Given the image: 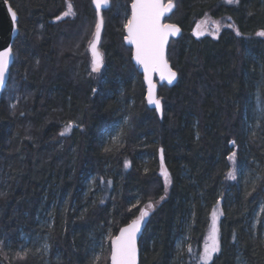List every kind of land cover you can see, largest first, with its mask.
<instances>
[{"label":"trees","instance_id":"1","mask_svg":"<svg viewBox=\"0 0 264 264\" xmlns=\"http://www.w3.org/2000/svg\"><path fill=\"white\" fill-rule=\"evenodd\" d=\"M66 1L74 14L62 17ZM131 1L101 10L94 74L91 0H8L18 32L0 95V264H109L110 237L149 201L139 264H197L216 205L209 264H264V0H172L164 21L181 32L166 57L177 82L157 85L160 116L123 41ZM205 18L226 23L195 37ZM116 123L121 146L105 152ZM37 236L46 250L29 245Z\"/></svg>","mask_w":264,"mask_h":264},{"label":"snow or ice","instance_id":"2","mask_svg":"<svg viewBox=\"0 0 264 264\" xmlns=\"http://www.w3.org/2000/svg\"><path fill=\"white\" fill-rule=\"evenodd\" d=\"M229 3L235 2V0H228ZM4 3H8V0H4ZM96 6L97 21L95 25V32L93 33V39L90 42L89 50L91 52V70L92 72H99L103 63V58L100 52L97 50V43L100 37L101 25L103 23L100 18V8L102 5L107 4V0H93ZM173 3L169 0L167 4H163L161 0H133L131 5V16L124 24V28L127 31L125 40L133 45L132 59L136 64L141 66L144 74V81L147 82V96L146 100L148 105H154L157 112L161 111V101L156 96V85L153 83L152 74L158 73L161 80H167L168 84H172L176 78L177 73L172 71L169 67L168 60L165 57V46L170 35L174 36L179 29L174 24L161 23V18L172 10ZM13 21L14 30L17 21V12L11 7H8ZM72 5L69 3L67 10L62 14L63 16L72 15ZM62 17L57 16L55 19L60 20ZM211 23L212 32L210 34L215 35L220 31L221 25L218 21H210L206 18L204 21L197 24L194 34L203 35L204 31H207V25ZM203 26V30L202 29ZM231 27V25H229ZM239 35V32H237ZM258 36H264V31L258 32ZM13 54L11 46L0 50V84L4 83L6 70L8 69L10 59ZM95 92L96 89H93ZM14 107V106H13ZM125 124L128 123V119L125 118ZM72 122L64 128L60 133L61 136L71 131ZM109 142H105L104 151H113L118 146H121L120 142L124 136L123 126L115 131L105 133ZM231 143H235L234 141ZM162 152V150H161ZM236 153L233 152L229 155L228 159L235 162ZM125 167H128V161H125ZM161 174L164 177L165 189L171 182L169 174L163 166V157L161 156ZM228 179H236V175L233 171H229ZM109 185L111 181L107 182ZM163 199V197H161ZM139 203V201H138ZM133 208L135 205L132 206ZM154 207V204L149 201L145 207L140 209V214L125 227L120 228L119 235L111 238V264H136L137 256V244L136 236L140 231L141 222L149 215V210ZM131 211V209H129ZM218 211L214 210L212 213V226L204 244L202 254L197 260V264H209L213 259V254L219 252V230L217 228ZM178 249L180 244L177 245ZM45 250L47 245H44ZM190 252L191 248L188 249ZM21 259L27 255V250L23 253L17 254Z\"/></svg>","mask_w":264,"mask_h":264},{"label":"water","instance_id":"3","mask_svg":"<svg viewBox=\"0 0 264 264\" xmlns=\"http://www.w3.org/2000/svg\"><path fill=\"white\" fill-rule=\"evenodd\" d=\"M132 2H133V0L131 1L130 5H129V10H130L129 17L131 16V11H132L131 5H132ZM161 2L163 4H167L169 1L164 2L163 0H161ZM172 3H173V1H172ZM92 5H93V7H94V9L96 11V6L93 3V0H92ZM108 5H109V0H107V4L106 5H102L101 6V8H100V18H102L101 17V10L107 8ZM9 6H10L9 2L6 4V3H4V0H0V50H3L4 48L9 47V46L12 47L13 40H14L15 36L17 35V32H18L17 25H16L15 30H14L12 17L10 15V13L8 12V7ZM173 8H174V3H173ZM173 8H172V10H173ZM171 11L168 12V13H165V15L161 18V23L174 24L179 29V31L176 33V35H174V36L170 35L168 37V41H167V44L165 46V57H166L167 47H168V43H169L170 39L171 38L178 37L179 34H180V32H181V30H180V28H179V26L177 24L170 23V22H165L164 21V18L167 17V16H169V14L171 13ZM96 15H97V12H96ZM97 19H98V17H97ZM101 28H102V25H101ZM195 29H196V23L194 24V26L192 28V33H193V35L195 37H198L199 35L194 34V30ZM94 32H95V30H94ZM100 32H101V30H100ZM124 32H125V35H124L123 41H124L125 45L131 47V61H132L133 65L137 68L138 72L142 75V80H143V83H144V86H145V99H146L148 86H147V82L144 81L143 69H142L141 66H139V65L136 64L135 60L132 59L133 45L130 44L128 41L125 40V36H127V31H126L125 28H124ZM99 39H100V37H99ZM97 45H98V43H97ZM166 59H167V57H166ZM12 61H13V54H12V57L10 59L8 69L6 70L4 83L3 84H0V95H1V92L4 89V87L6 86V83L8 81V78H9V70H10ZM168 64H169V67L171 68L169 62H168ZM172 71H174V70L172 69ZM152 80H153V83L156 85V90H157V85L158 84H166L167 86L173 85L176 82V80H177V75H176V78H175V80L173 81L172 84H168L167 80H163L162 81L158 73H153L152 74ZM156 96H157V94H156ZM146 103H147V100H146ZM147 105H148V103H147ZM148 106L155 109V106L154 105H148ZM157 113H158L159 116L161 115V111L160 112H157ZM133 219H135V218H133ZM133 219H131L128 222L120 225L117 228L116 232L110 237V239H109V254H108V262H109V264H111V238L119 235L120 228L125 227ZM143 227H144V220L141 222L140 231L137 233V236H136V244H137L136 264H139V246H138V244H139L140 236H141L142 231H143Z\"/></svg>","mask_w":264,"mask_h":264},{"label":"rangeland","instance_id":"4","mask_svg":"<svg viewBox=\"0 0 264 264\" xmlns=\"http://www.w3.org/2000/svg\"><path fill=\"white\" fill-rule=\"evenodd\" d=\"M71 4V2L70 1H66V9H65V11L67 10V6H68V4ZM72 5V4H71ZM72 9H73V7H72ZM64 11V12H65ZM63 12V13H64ZM73 15V14H72ZM72 15H68V16H72ZM62 17H65V16H63L62 15ZM206 19V18H205ZM204 19V20H205ZM210 19V21H218L219 23H220V25L222 26V25H224V23H226V21H225V19H218V20H215V19H212V18H209ZM204 20H199L198 22H197V24L199 23V22H202V21H204ZM197 24H196V27H197ZM201 30H203V26H202V29ZM212 32V25H211V23H209L208 25H207V31H204V34H210ZM217 34V33H216ZM200 36V35H199ZM91 37H93L92 35H91ZM90 37V39H89V41L91 42V40L93 39V38H91ZM264 37V36H263ZM89 45H90V43H89ZM89 45H88V50H89ZM97 50L100 52V54H101V56H102V58H103V54H102V51H101V49L97 46ZM89 52V68L91 69V59H92V57H91V52H90V50L88 51ZM103 64V63H102ZM102 66V65H101ZM100 69H101V67H100ZM92 71V70H91ZM94 74L95 73H98V72H93ZM17 100V99H16ZM68 125V124H67ZM67 125H64L63 127H61V131H60V133L64 130V128L67 126ZM119 126H120V123H116V124H114V125H112L110 128H108L104 133H103V137H104V139H108V136L105 134L106 132H112V134L114 135L115 134V131L116 130H118L119 129ZM73 127V126H72ZM69 133V132H68ZM67 133V134H68ZM214 210H217L218 211V216H219V205H216V207L214 208ZM213 210V211H214ZM213 213V212H212ZM212 213H211V215H210V219H209V225H208V227H207V229H206V232H205V235H204V238H203V241H202V245H201V250H200V253H199V255L197 256V260H198V258H199V256L202 254V252H203V249H204V244H205V241H206V237L208 236V234H209V231H210V229H211V226H212ZM217 220H218V218H217ZM216 224H217V221H216ZM218 228V227H217ZM30 246H35L36 247V249H39V248H42V249H45L44 248V245H47V242H46V239H45V237H40V236H37V237H35L34 238V240H33V242L31 243V244H29ZM99 253H100V251L99 250H96L95 252H94V257H97L98 255H99ZM215 254V253H214ZM213 254V255H214Z\"/></svg>","mask_w":264,"mask_h":264},{"label":"bare ground","instance_id":"5","mask_svg":"<svg viewBox=\"0 0 264 264\" xmlns=\"http://www.w3.org/2000/svg\"><path fill=\"white\" fill-rule=\"evenodd\" d=\"M91 2H92V0H91ZM10 4V3H9ZM11 6V5H10ZM12 7V6H11ZM177 82V81H176ZM145 96V95H144ZM146 100V99H145ZM140 214V213H139Z\"/></svg>","mask_w":264,"mask_h":264}]
</instances>
